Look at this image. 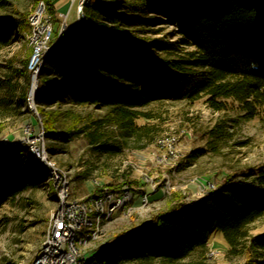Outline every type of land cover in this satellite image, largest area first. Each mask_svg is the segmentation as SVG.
I'll return each mask as SVG.
<instances>
[{
	"label": "trees",
	"instance_id": "obj_1",
	"mask_svg": "<svg viewBox=\"0 0 264 264\" xmlns=\"http://www.w3.org/2000/svg\"><path fill=\"white\" fill-rule=\"evenodd\" d=\"M40 1L53 12L52 0L36 5ZM32 15L33 10L17 8L0 13V48L23 41L26 50L22 67L0 78V105H15L20 113L30 111L23 107L34 51ZM83 15L68 45L50 51L38 69L34 102L47 140L84 137L99 154L118 153L116 133L141 136L149 129L144 119L152 117L144 108L163 101L205 97L214 109L225 110L231 100L247 120L264 113V0H88ZM167 26L172 29L165 31ZM227 133L224 121L209 130L210 148L217 150ZM47 149L56 152L50 142ZM204 154L205 149H194L186 163ZM216 176V186L197 200L176 199L92 252L87 264L176 262L207 250L216 232L231 252L242 255L241 264H264V229L252 232L254 223L264 220V165ZM127 183L105 188L121 195L130 189ZM39 187L58 198L50 168L39 163L28 143L0 151V206Z\"/></svg>",
	"mask_w": 264,
	"mask_h": 264
},
{
	"label": "rangeland",
	"instance_id": "obj_2",
	"mask_svg": "<svg viewBox=\"0 0 264 264\" xmlns=\"http://www.w3.org/2000/svg\"><path fill=\"white\" fill-rule=\"evenodd\" d=\"M56 1V0H52ZM72 0H67L68 7L61 11L55 6L51 13L54 26L59 34V25L64 21V13ZM56 3V2H54ZM36 0H0V13H11L14 9L23 11L39 8ZM78 21L75 6L72 7L68 25L72 32ZM75 22V23H74ZM172 26L165 27L170 31ZM32 56L37 52L35 44ZM26 55L23 41L12 46L0 48V78L8 77L13 68L22 67V59ZM31 56V81L36 66ZM36 85L38 72H36ZM23 82L24 78L21 77ZM5 95V89H2ZM29 94V93H28ZM225 110H217L207 103L205 97L196 101H163L154 103L145 111L152 113L151 118L144 119L149 129L139 137L122 138L117 132V146L121 151L115 154H99L95 152L84 137L64 143L47 140L45 132L43 142L47 157L62 171L68 179V191L71 198H87L96 188L120 186L128 181L125 191L129 198L110 216L104 215L98 224V233L84 248V254L107 247L117 240V235L150 220L157 213L164 211L178 198L197 200L208 188H214L218 182L217 174L238 167L264 165V113L255 118L245 119L244 111L239 105L227 100ZM17 111L15 105H0V142L35 139L43 128L38 111H31L26 101L23 110ZM36 109V107H35ZM225 124L227 134L217 150L211 149L208 143L209 130L218 123ZM175 138L171 146L163 140ZM24 140V141H23ZM50 142L55 153H50L47 144ZM203 148L205 154L187 164L190 151ZM172 150L177 155H172ZM51 178L52 172L50 169ZM53 179V178H52ZM123 188V187H121ZM261 188H264L262 186ZM95 189V190H94ZM47 187L27 190L15 199L0 206V264H28L42 244L53 212L58 206V198L48 195ZM94 190V191H93ZM122 192V194L125 193ZM101 192H99L100 194ZM119 195L118 193H115ZM264 229V220L252 226L253 233ZM83 236V229L77 230V239ZM99 262V261H98ZM241 254L231 252L221 232H216L209 247L205 251H196L189 257L176 261H132L127 264H241ZM98 264H101L99 262Z\"/></svg>",
	"mask_w": 264,
	"mask_h": 264
},
{
	"label": "built area",
	"instance_id": "obj_3",
	"mask_svg": "<svg viewBox=\"0 0 264 264\" xmlns=\"http://www.w3.org/2000/svg\"><path fill=\"white\" fill-rule=\"evenodd\" d=\"M88 0H72L69 10L64 13V21L59 25V34L54 37L57 30L54 26L52 15L47 13L44 2L30 17V22L33 26V33L30 36V43L35 44L37 52L32 56L38 55L34 66H36L35 74L38 72L39 66L43 62L46 55L54 48L66 46L70 42L68 33V17L73 6L76 8L78 21L83 13V6ZM84 21V20H83ZM33 75V83L27 97L28 106L35 108L34 94L36 91V75ZM44 130L42 129L39 135L30 140H25L30 146V150L36 155L40 164H43L51 169L52 178L58 189V206L53 212L46 235L40 248L36 252L32 264H87L88 260L93 259L91 255L84 254V248L87 243L94 239L98 233L99 220L104 215H111L117 210L121 204L129 198V192L125 191L122 195H116L110 192L107 188L100 194H95L87 198H71L68 191L67 176L60 171L55 164L47 157L45 148L40 141L43 139ZM24 141V140H23ZM171 146L175 138H166L163 140ZM43 142V140L41 141ZM20 141H4L0 142V151L5 150L9 145L22 144ZM176 156L172 150L169 151ZM83 229V236L77 239V230Z\"/></svg>",
	"mask_w": 264,
	"mask_h": 264
},
{
	"label": "water",
	"instance_id": "obj_4",
	"mask_svg": "<svg viewBox=\"0 0 264 264\" xmlns=\"http://www.w3.org/2000/svg\"><path fill=\"white\" fill-rule=\"evenodd\" d=\"M83 20H84V15H83V13H82V14H81V17H80V19H79V22H78L77 25H76V28H75L72 32H70V30H69V33H68L69 39H71L72 36L76 33V31L78 30V28L80 27V25L83 23ZM59 47H61V46H59ZM59 47H56V48H59ZM56 48H54V49H56ZM54 49H53V50H54ZM36 89H37V87H36ZM30 109H31V111L37 113V109H35V108H31V107H30ZM37 114H38V116L40 117L39 113H37ZM40 121H41V119H40Z\"/></svg>",
	"mask_w": 264,
	"mask_h": 264
},
{
	"label": "crops",
	"instance_id": "obj_5",
	"mask_svg": "<svg viewBox=\"0 0 264 264\" xmlns=\"http://www.w3.org/2000/svg\"><path fill=\"white\" fill-rule=\"evenodd\" d=\"M54 2H56V3H54ZM53 5H54V7H55V6H58V8H60L61 11L64 12V9H65L66 7H68V2H67V0H56V1H53ZM68 10H69V9H68ZM68 10L65 11V12H68ZM74 23H75V22H74ZM76 25H77V23H76ZM73 26H75V24L72 25L71 27L69 26V28L71 29ZM75 28H76V27H75Z\"/></svg>",
	"mask_w": 264,
	"mask_h": 264
},
{
	"label": "bare ground",
	"instance_id": "obj_6",
	"mask_svg": "<svg viewBox=\"0 0 264 264\" xmlns=\"http://www.w3.org/2000/svg\"><path fill=\"white\" fill-rule=\"evenodd\" d=\"M37 57H38V55L34 56V58H33L34 62L36 61Z\"/></svg>",
	"mask_w": 264,
	"mask_h": 264
}]
</instances>
